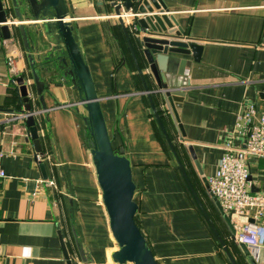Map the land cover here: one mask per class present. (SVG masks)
I'll list each match as a JSON object with an SVG mask.
<instances>
[{"label": "crops", "instance_id": "1", "mask_svg": "<svg viewBox=\"0 0 264 264\" xmlns=\"http://www.w3.org/2000/svg\"><path fill=\"white\" fill-rule=\"evenodd\" d=\"M66 0L68 20L94 83L112 147L130 160L138 204L135 221L159 264H231L195 203L153 115L117 16L107 0ZM185 35L202 46L181 76L182 100L176 109L185 134L181 142L164 103L152 95L186 174L220 235L238 262L247 264L209 200L202 178L212 175L232 136L243 105L264 110V0H165ZM129 21L128 17H123ZM9 20L15 17L11 12ZM0 22V264H113L119 249L109 225L90 153L87 110L70 80L43 69L50 44L27 29L30 52L17 22ZM27 24V23H25ZM3 38H8L3 43ZM146 81L153 88L136 46ZM44 83L46 110L34 116L40 151H35L16 81L23 76L32 110L41 104L30 59ZM11 59V62H10ZM49 64V62H47ZM26 111L23 112L25 114ZM191 145L201 174L184 146ZM250 191L264 195V156H248ZM243 223L263 234L264 215ZM80 252L85 258L82 260Z\"/></svg>", "mask_w": 264, "mask_h": 264}, {"label": "water", "instance_id": "2", "mask_svg": "<svg viewBox=\"0 0 264 264\" xmlns=\"http://www.w3.org/2000/svg\"><path fill=\"white\" fill-rule=\"evenodd\" d=\"M98 3L102 5L105 2L99 0ZM107 3L113 9V15L118 18V23L122 28L141 79L142 91L148 97L153 115L195 203L230 263L238 264L226 240L220 235L194 190L152 98V95L161 97L179 140L185 142L184 130L176 109V103L182 100V87L185 84L181 73L183 74L184 69L191 64V60H187L185 57L192 55L193 60L198 61L202 46L185 35V30L165 0H107ZM11 12L15 17L14 20L8 19ZM69 17L66 0H0V22H3L4 36L9 37L10 35L8 23L17 22L22 44L25 50L30 52L27 29L33 28L38 37L44 35L50 48L48 55L44 58L46 63L43 69L49 72L51 70L59 72L64 81L68 78L73 88L78 90L80 101L87 110L85 121L92 136L90 143L92 162L102 191L103 204L109 217L110 230L119 246V249L111 254L113 264H159L135 221L138 204L134 200L136 185L132 178L130 160L124 155L123 147H119V149L112 147L100 108L101 97L96 94L87 64L73 37L71 22L67 19ZM123 17H128L129 21H125ZM136 46L144 59L147 73L153 80V88H150L146 81V74L142 70ZM29 59L31 61V76L42 110L38 112L32 110L28 86L24 82V77L19 76L16 78V83L22 96L23 110H19L18 114H23L26 111L25 123L29 130V137L35 151L38 152L40 151V142L34 116L46 110L43 101L44 83L39 79L37 64L34 63L31 55H29ZM183 148L201 174L192 146ZM248 179L251 180L250 176ZM202 182L208 192L205 177L202 178ZM209 200L225 226L228 237L233 239L234 229L230 223L231 212L227 215L224 214L215 198L210 194ZM62 247L68 264H72L64 243H62ZM238 248L247 264H257L245 244H239ZM80 255L85 261L81 252Z\"/></svg>", "mask_w": 264, "mask_h": 264}, {"label": "built area", "instance_id": "3", "mask_svg": "<svg viewBox=\"0 0 264 264\" xmlns=\"http://www.w3.org/2000/svg\"><path fill=\"white\" fill-rule=\"evenodd\" d=\"M2 41L7 43L8 38ZM17 116L25 119L27 114ZM232 136L241 137L242 145L234 146L230 139L224 143L215 172L206 178L208 192L224 214L231 212L230 223L234 234L230 240L236 245L245 244L256 263L261 264L263 234L257 225L243 223L242 218L249 217L247 213L250 209H254L251 215L254 220L264 215V195L250 191L246 161L248 156H264V110L259 111L254 104L243 105ZM0 176H4L2 170Z\"/></svg>", "mask_w": 264, "mask_h": 264}, {"label": "trees", "instance_id": "4", "mask_svg": "<svg viewBox=\"0 0 264 264\" xmlns=\"http://www.w3.org/2000/svg\"><path fill=\"white\" fill-rule=\"evenodd\" d=\"M115 149V148H114ZM119 149V148H118Z\"/></svg>", "mask_w": 264, "mask_h": 264}]
</instances>
